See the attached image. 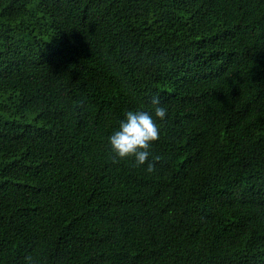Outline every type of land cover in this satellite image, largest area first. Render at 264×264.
Segmentation results:
<instances>
[{
  "label": "trees",
  "instance_id": "trees-1",
  "mask_svg": "<svg viewBox=\"0 0 264 264\" xmlns=\"http://www.w3.org/2000/svg\"><path fill=\"white\" fill-rule=\"evenodd\" d=\"M128 111L161 129L139 167ZM28 257L264 264V0H0V264Z\"/></svg>",
  "mask_w": 264,
  "mask_h": 264
},
{
  "label": "clouds",
  "instance_id": "clouds-1",
  "mask_svg": "<svg viewBox=\"0 0 264 264\" xmlns=\"http://www.w3.org/2000/svg\"><path fill=\"white\" fill-rule=\"evenodd\" d=\"M151 104L155 117L164 120L167 109L161 105L160 98L158 96L153 97ZM160 133L161 129L151 113L147 111H128L118 130L109 137L112 151L115 154L113 162L116 163L119 160L134 157L135 166L144 165L149 161V157L152 155L151 145L159 140ZM160 159L159 156H154L153 162L147 164L146 170L153 172L155 162ZM27 259L29 264H32L31 257Z\"/></svg>",
  "mask_w": 264,
  "mask_h": 264
}]
</instances>
